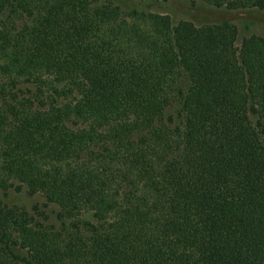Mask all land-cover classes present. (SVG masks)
<instances>
[{
    "label": "trees",
    "instance_id": "16d2710c",
    "mask_svg": "<svg viewBox=\"0 0 264 264\" xmlns=\"http://www.w3.org/2000/svg\"><path fill=\"white\" fill-rule=\"evenodd\" d=\"M172 1L0 0V264H264V38Z\"/></svg>",
    "mask_w": 264,
    "mask_h": 264
},
{
    "label": "rangeland",
    "instance_id": "374dc122",
    "mask_svg": "<svg viewBox=\"0 0 264 264\" xmlns=\"http://www.w3.org/2000/svg\"><path fill=\"white\" fill-rule=\"evenodd\" d=\"M145 9L153 13L168 15L173 23L189 21L196 26L216 25L223 21L233 24L237 28L236 46L239 47L242 39L250 36L264 38V11L246 10L241 12H229L225 9L215 8L203 3L191 4L189 1L149 4L145 3ZM176 107L168 109L164 120L168 117L175 118ZM0 201L3 205L19 211L33 214L37 208L42 215L44 224L57 227L56 208L45 205L39 196H28L24 191H8L5 195L0 193ZM83 220L91 221V217L83 216Z\"/></svg>",
    "mask_w": 264,
    "mask_h": 264
}]
</instances>
